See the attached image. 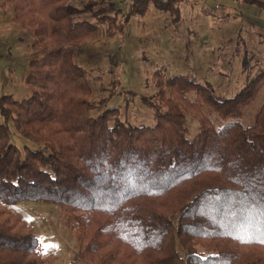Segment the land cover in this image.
Returning a JSON list of instances; mask_svg holds the SVG:
<instances>
[{"label":"trees","instance_id":"1","mask_svg":"<svg viewBox=\"0 0 264 264\" xmlns=\"http://www.w3.org/2000/svg\"><path fill=\"white\" fill-rule=\"evenodd\" d=\"M180 1L203 0H1L42 51L29 60L30 93L0 94V264L51 260L10 208L21 199L73 213L82 262L67 264H264V102L250 124L239 121L264 72L221 96L156 69L163 107L153 124L125 121L116 106L90 114L93 89L75 47L96 39L99 23L121 29L151 6L177 20ZM248 1L264 11V0ZM83 11L92 19L79 18ZM202 103L224 122L214 124ZM188 114L200 120L192 137L184 134ZM10 119L46 151L12 143Z\"/></svg>","mask_w":264,"mask_h":264},{"label":"rangeland","instance_id":"2","mask_svg":"<svg viewBox=\"0 0 264 264\" xmlns=\"http://www.w3.org/2000/svg\"><path fill=\"white\" fill-rule=\"evenodd\" d=\"M70 1L81 6L86 0ZM179 7L177 20L153 6L143 15H132L121 29L113 28L115 33L103 45L100 38L105 39L113 29L107 32L105 23L98 22L96 39L75 47V60L86 70L96 100L90 114L116 106L125 121L153 124L152 105L163 107L152 74L156 69L166 76L183 74L206 82L221 96L234 94L248 77L264 72V11L259 7L248 0L180 1ZM78 17L92 19L87 11ZM31 40L27 28L0 14V94L20 99L30 93L24 80L29 60L42 51L34 50ZM151 93L156 97L150 105L145 97ZM262 102L264 78L253 97L241 106L239 121L243 126L253 121ZM202 107L214 124L224 122L212 106L202 103ZM199 126V117L188 114L184 134L192 137ZM9 130L10 141L16 146L46 151L42 142L20 134L12 119ZM10 208L33 227L36 251L51 259L45 264L82 262L77 254L80 232L71 211L35 199L17 200ZM45 244L55 247L45 252ZM177 247L184 254L179 242Z\"/></svg>","mask_w":264,"mask_h":264},{"label":"crops","instance_id":"3","mask_svg":"<svg viewBox=\"0 0 264 264\" xmlns=\"http://www.w3.org/2000/svg\"><path fill=\"white\" fill-rule=\"evenodd\" d=\"M0 2H1V1H0ZM0 7H1V9H0V14H1L2 16L12 17V19H13V12H12L10 6H8V5H4V6H2V5L0 4ZM10 12H11V13H10ZM138 16H140V15H138ZM114 33H115V29H113L112 32H111V34H109V36H106L105 39H101V38H100V40H101V42H102V45H103V43H104V44H105V43H108V42H109V38H110ZM155 97H156V93H155V94H154V93H151L150 96L145 97V98H146V99H145L146 103H147V104H150L149 102H151L152 99L154 100ZM91 101L94 103V107H95L96 100L93 99V93H92ZM154 104H156V102H154ZM150 105H151V104H150ZM152 106H153V108H154V113L156 112V109H157V108H162L161 105H152Z\"/></svg>","mask_w":264,"mask_h":264},{"label":"snow or ice","instance_id":"4","mask_svg":"<svg viewBox=\"0 0 264 264\" xmlns=\"http://www.w3.org/2000/svg\"><path fill=\"white\" fill-rule=\"evenodd\" d=\"M251 240V237L248 238V241ZM248 241H245V242H248ZM259 242L261 243H264V239H260ZM52 247H55L54 245H49V244H45L43 245V249L44 251L46 252L49 248H52Z\"/></svg>","mask_w":264,"mask_h":264}]
</instances>
